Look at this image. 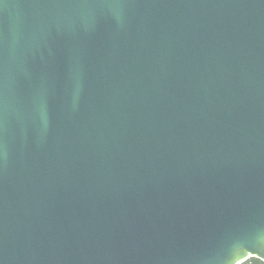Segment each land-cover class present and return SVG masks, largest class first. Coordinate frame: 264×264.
Instances as JSON below:
<instances>
[{
    "label": "water",
    "instance_id": "obj_1",
    "mask_svg": "<svg viewBox=\"0 0 264 264\" xmlns=\"http://www.w3.org/2000/svg\"><path fill=\"white\" fill-rule=\"evenodd\" d=\"M264 262V0H0V264Z\"/></svg>",
    "mask_w": 264,
    "mask_h": 264
},
{
    "label": "trees",
    "instance_id": "obj_2",
    "mask_svg": "<svg viewBox=\"0 0 264 264\" xmlns=\"http://www.w3.org/2000/svg\"><path fill=\"white\" fill-rule=\"evenodd\" d=\"M242 264H264V262L257 258H250L245 262H243Z\"/></svg>",
    "mask_w": 264,
    "mask_h": 264
}]
</instances>
